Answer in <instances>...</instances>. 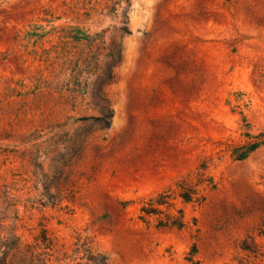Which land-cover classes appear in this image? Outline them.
Returning a JSON list of instances; mask_svg holds the SVG:
<instances>
[{
  "label": "rangeland",
  "instance_id": "1",
  "mask_svg": "<svg viewBox=\"0 0 264 264\" xmlns=\"http://www.w3.org/2000/svg\"><path fill=\"white\" fill-rule=\"evenodd\" d=\"M242 117L264 132V0H0V258L45 229L111 264H264ZM200 160L215 187L172 201L184 229L138 220Z\"/></svg>",
  "mask_w": 264,
  "mask_h": 264
},
{
  "label": "trees",
  "instance_id": "2",
  "mask_svg": "<svg viewBox=\"0 0 264 264\" xmlns=\"http://www.w3.org/2000/svg\"><path fill=\"white\" fill-rule=\"evenodd\" d=\"M92 120L103 122L108 126L104 119ZM241 121L243 123L241 141L230 145L228 151L229 158L233 162L245 161L264 145V132L252 134L244 117ZM214 187L215 183L208 171V161L200 160L192 172L175 183L171 193L167 190L143 201L138 209L137 218L143 223H147L150 219L154 220L156 229L182 230L186 225L183 212L175 209L172 201L177 199L184 205L199 206L204 202L205 194ZM33 241L32 245H24L21 250L18 246L13 249L20 255V264H53L52 258L55 254L58 255L53 259L56 264H111L106 256L94 249L87 240H77L71 256L66 253L59 255L54 240L48 236L45 229H40ZM243 246L244 243L241 250L246 251ZM191 250L194 256L196 253L194 245ZM8 256L9 253L4 254L0 258V264H19L15 263L13 257L8 258Z\"/></svg>",
  "mask_w": 264,
  "mask_h": 264
},
{
  "label": "bare ground",
  "instance_id": "3",
  "mask_svg": "<svg viewBox=\"0 0 264 264\" xmlns=\"http://www.w3.org/2000/svg\"><path fill=\"white\" fill-rule=\"evenodd\" d=\"M146 18V15H144V14H140L139 15V22H143V20Z\"/></svg>",
  "mask_w": 264,
  "mask_h": 264
}]
</instances>
